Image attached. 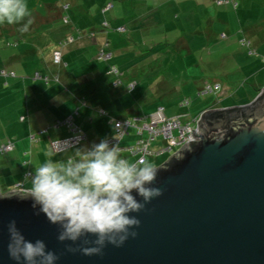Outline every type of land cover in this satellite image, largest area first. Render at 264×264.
<instances>
[{
    "label": "crops",
    "instance_id": "crops-1",
    "mask_svg": "<svg viewBox=\"0 0 264 264\" xmlns=\"http://www.w3.org/2000/svg\"><path fill=\"white\" fill-rule=\"evenodd\" d=\"M31 1L26 0L30 10ZM44 1L48 2L45 6L49 9L32 12L34 23L27 33L18 31L22 25H0V72L14 75H0V145L13 144V150L2 156H8L13 162L7 166L20 178L16 186L23 191L29 188L26 186L31 184L34 169L49 158V143L68 135L64 128H56L57 122L71 117L85 135V141L79 146L52 157L54 161L66 162L76 158L77 148H90L102 139L112 138L113 121L163 109L152 105L149 98L143 101L144 93L171 96L179 108L189 106L181 104L187 96H196L205 82L179 81L184 66L197 65L195 60L188 58L182 67L180 53L186 50L185 54L191 57L192 48L197 45H193L195 41L211 42L218 34L215 23L222 26L223 38L215 46L208 47L204 57L211 59L213 51H223L219 54L225 58V64L235 66L234 70H226L225 76L229 78L237 71L243 76L239 80L245 78L248 84L238 85L241 81L232 84L227 78L225 82L208 83L219 86V91L213 94L217 95L215 104L212 107L201 105L195 109L200 110L197 114L248 106L264 90L261 57L240 63L238 49L235 51L234 47L242 38L250 42L255 53L264 47V36L260 32V29L264 31V16L257 15L264 0H235L237 6L232 10L235 12L217 13L213 17L207 2L214 3V0H118L120 12H114L118 10H114L110 0L68 1L70 10L73 7L81 12H54L51 1ZM106 5H111L110 10L102 12ZM203 7L207 12L200 10ZM204 20L207 21L204 23ZM104 22L109 26L105 31L101 28ZM204 24L207 26L203 27ZM119 28L123 31L117 32ZM106 41L112 59L108 63L98 62L95 56L98 50L105 48ZM158 48L171 49L179 55L150 57L151 50L155 52ZM56 52L61 60L58 65L53 64ZM153 64L155 66L150 67ZM109 66H115L121 73L117 85V79L108 74ZM37 74L48 82L36 80ZM137 77L143 86L140 92ZM132 82H135L134 89L128 92L126 87ZM226 96L232 97L221 102ZM100 111L105 115L101 116ZM163 111L169 118L181 117L173 110ZM124 141L125 144L134 142V133L131 131L120 140V148L128 147L121 146ZM156 142L157 149L160 146L162 149L164 143ZM157 149L152 152L150 148L152 153H158ZM120 154L135 162L127 153ZM158 156L149 161L156 163Z\"/></svg>",
    "mask_w": 264,
    "mask_h": 264
},
{
    "label": "water",
    "instance_id": "water-1",
    "mask_svg": "<svg viewBox=\"0 0 264 264\" xmlns=\"http://www.w3.org/2000/svg\"><path fill=\"white\" fill-rule=\"evenodd\" d=\"M214 112L223 114L209 118ZM197 124L195 141L158 166L163 194L134 214L135 238L102 256L69 253L27 192L14 191L0 195V264H16L10 220L26 239H42L56 264H264V91L248 106L204 112Z\"/></svg>",
    "mask_w": 264,
    "mask_h": 264
},
{
    "label": "clouds",
    "instance_id": "clouds-1",
    "mask_svg": "<svg viewBox=\"0 0 264 264\" xmlns=\"http://www.w3.org/2000/svg\"><path fill=\"white\" fill-rule=\"evenodd\" d=\"M5 23L22 25V34L29 31L34 18L26 0H0V25ZM47 155L26 192L34 214L42 213L56 226V238L69 253L102 256L108 245L122 247L138 235L141 221L134 214L163 194L154 186L159 175L155 162L143 157L130 162L107 139L77 148L76 158L66 162L54 161L53 152ZM7 232V251L16 264H56L59 259L42 239H26L15 220L8 222Z\"/></svg>",
    "mask_w": 264,
    "mask_h": 264
},
{
    "label": "rangeland",
    "instance_id": "rangeland-1",
    "mask_svg": "<svg viewBox=\"0 0 264 264\" xmlns=\"http://www.w3.org/2000/svg\"><path fill=\"white\" fill-rule=\"evenodd\" d=\"M50 1H51L50 3L52 4V6H54L53 7L54 12H81V11H77V8L72 9L73 7L70 10L69 9L70 3L68 2L69 0H50ZM31 2L33 3V6L31 7V12H46L49 9L48 6H45V3H48L47 1L33 0ZM73 2H78V1L73 0ZM114 2H115V0H110V2H109V3H111V5L112 4L114 5L113 6L114 10L115 9L118 10V11H114V10L113 11L114 12H120V6H121L120 3L118 2V0H116L115 4H114ZM260 4L262 7L260 8V12L257 13V15L259 17L264 16V2H262ZM66 5H67V8L64 10V7ZM207 5L211 6V9L209 12H211L212 17L215 16L217 13L221 14L223 12L224 13L225 12H235V11H232L233 7H228L227 5H224V4L215 5V0H214V3H212L211 1H208ZM91 9L93 10V8H91ZM92 10H87L86 12H93ZM108 10H110V8H108V5H106L103 8V11L107 12ZM200 10H202L203 12H207L204 9V7L201 8ZM198 12H200V11H198ZM206 21L207 20H204V23ZM61 25L64 26V23L62 22ZM215 25H216L215 26L216 32L218 34L216 36H214V39L211 42L204 41V40H202L201 42L195 41L193 43V45H195V44H197V45L194 48H192L193 54L191 55V57H189L185 54L186 50H185V52H183L184 50H182L183 53H180V57L182 58V60H179V61H180L182 67H183V64H185V62H188L187 61L188 58L195 60V62L197 64L196 67H193L192 65L190 67L189 66L183 67L184 70L181 73L180 78H179V79H181V80H179L181 83H183L185 80H190L191 82L196 80V81H201V82H205V83L207 82L209 84H212L214 81L225 82L226 81L225 78H227L225 76L226 70H234L235 69L234 68L235 66L233 67L232 65L229 66L228 64H225V61H224L225 58H223V56H221L219 54V53H223V51H213L212 53L214 54V56H212L211 59H206L204 57L205 53H207V51H208V47H210L212 45L215 46L217 43H219V40H221L223 38L222 33L224 32V30L221 29L222 26L220 24H217V23H215ZM262 25L264 28V23H262ZM206 26H207V24H204L203 27H206ZM260 32H261V35L264 36V31L262 29H260ZM227 35H225V36H227ZM245 36L247 37V34ZM218 38H220V39H218ZM236 44L237 45L234 47H235V51L238 49L237 53L239 54V57L241 59V60H239L240 63H245L246 61H251V60H258V56L261 57V59L264 58V47L258 48L259 52H256L257 55L248 56L247 52L245 53V50L242 47H240V43L236 42ZM151 51H152V54L150 57L155 56V58L156 57L166 58L168 54L171 56V58L174 55H179L178 53H176V51L171 50V49L166 50V49L158 48L157 50H155V52H154V50H151ZM201 57L205 58V60L200 61ZM152 66H155V64L151 65L150 67H152ZM242 77H243L242 75H240L237 71H235L227 79H229L230 80L229 82L232 84H234L238 81H241L240 82L241 84H238V83L237 84L238 85H244V84L247 85L248 83L245 80V78L242 80H239ZM136 79H137V81H136L137 85L139 84L138 85V91L140 92V90L143 88V86L140 85L141 81H139V78L137 77ZM262 92H260V94ZM216 96L217 95H213V94L205 95V96H201V97H199L197 95L196 96H194V95L187 96V100L189 99L191 102H189V106L184 107V108H179L180 105H176V102L172 101L175 98H173L171 96L159 97L158 95L156 96V95L148 92V94H146V95L144 93V96L142 99L144 101V100L149 98L148 99L149 101H153L152 105H156V107H157V105L163 107V109H165V111L167 113H168V110L175 111L178 114V116L179 115L181 116V122L183 124H185V123H189L193 118L198 116L197 113L200 110H195L196 108L201 107V105H203L204 107L214 106L215 101H216ZM231 97L232 96L222 97L220 100H221V102L226 101V100L230 99ZM215 106H217V105H215ZM125 142L126 141L122 142L121 146H129V145L134 143V142H132L130 144H125ZM157 146H158V144H157V142H155L150 147L153 149L152 152L156 151ZM160 147H158V149H157L158 151L161 150ZM170 156H171V154H169V153H164V154L159 155L157 157V161H156L157 165L159 166L162 163H164ZM7 157L8 156L0 155V195L15 191L17 189L16 187H18V186H16L17 185L16 183H18V181H20V178L16 174H14L13 169L9 168V166H7V163L13 164V162L9 161V157L8 158ZM26 187H30V186L27 185Z\"/></svg>",
    "mask_w": 264,
    "mask_h": 264
},
{
    "label": "built area",
    "instance_id": "built-area-1",
    "mask_svg": "<svg viewBox=\"0 0 264 264\" xmlns=\"http://www.w3.org/2000/svg\"><path fill=\"white\" fill-rule=\"evenodd\" d=\"M229 1L230 0H219L217 1V4H227ZM109 7L110 6H108V8ZM102 25L103 27H106L107 23H103ZM118 31H122V29L119 28ZM71 41L72 40L69 39V42ZM241 45L246 47L248 50V55H254V51L250 47V43L248 41L242 40ZM97 59L101 61H107L110 59V55L104 54L102 51H100ZM60 62V54L58 52L54 53L53 63L58 65ZM111 73L117 74L113 68L111 69ZM0 75L6 76L4 72H0ZM10 76H13V74H10ZM35 78H38V76L36 75ZM133 87L134 84H130L128 88L131 90ZM218 90V85H205L199 92V95H208L217 92ZM187 105V100H184L181 104V106ZM82 106H84V103H82ZM99 114L101 116L105 115L103 111H100ZM201 114L193 118L189 123L183 124L181 122V117L169 118L164 114L162 108H157L153 113L146 116H134L124 120L113 121L112 124L114 134L112 138L107 140L110 142V144H117L119 147L120 140L132 131L135 135L134 143L126 148L119 147V149L120 152H125L131 157H134L135 162H137L141 157L150 160L151 158L164 153L174 155L179 150H181L189 140L195 141V139L192 137V132L195 134L198 133L197 123L201 118ZM71 120V117H69L61 122H57L56 128H64L68 132V135L62 139L51 141L49 143L51 152L60 154L79 146L85 141V135ZM31 140L35 141L34 137H31ZM157 140H161L164 145L158 153H152L150 150V145ZM12 150L13 145L9 142L0 145V155L7 154ZM16 188L17 189L15 191L26 192L21 190L19 187Z\"/></svg>",
    "mask_w": 264,
    "mask_h": 264
},
{
    "label": "trees",
    "instance_id": "trees-1",
    "mask_svg": "<svg viewBox=\"0 0 264 264\" xmlns=\"http://www.w3.org/2000/svg\"><path fill=\"white\" fill-rule=\"evenodd\" d=\"M217 1H219V0H215V5H222V4H217ZM234 4H235V6H234ZM224 5H231L232 7H233V9H235L236 8V6H237V3H236V1L235 0H230L227 4H224ZM108 6H110L109 8H111V5H108ZM67 8V5L64 7V10ZM102 12H104L103 10H102ZM104 23H106V22H104ZM103 24V23H102ZM101 24V28L105 31V30H107L108 29V24H107V26L106 27H103V25ZM122 29V28H121ZM117 32H122L123 31V29H122V31H118V29L116 30ZM92 36V35H91ZM242 40H246L245 38H242V39H240L239 40V43H240V46L245 50V52H247V55H248V50L246 49V47H244V46H242L241 45V41ZM246 41H248V40H246ZM249 42V41H248ZM250 43V42H249ZM107 47H108V42L106 41L105 42V48H101L100 50H98V52H97V54H96V56H95V59L98 61V62H103V63H108V62H110L111 61V59H112V55H111V53L110 52H108L107 51ZM250 47L252 48V46H251V44H250ZM252 50L254 51V56L256 55V53H255V50L252 48ZM100 51H102L104 54H109L110 55V59L109 60H107V61H101V60H98L97 59V56H98V54H99V52ZM248 56H250V55H248ZM253 56V55H252ZM261 61H262V63L264 64V58H262L261 59ZM54 64V63H53ZM55 65V64H54ZM115 69V71L117 72V74H113V73H111V69ZM5 73V72H4ZM6 74V73H5ZM10 74H12V73H10ZM10 74H6V76H10ZM108 74L109 75H112L113 77H115L117 80H116V85L118 84V83H120L119 82V77L121 76V73L118 71V69L115 67V66H109V69H108ZM14 76V75H13ZM37 76H38V78H35L36 80H42L43 82H45V83H47L48 82V79L47 78H44L43 76H40V75H38L37 74ZM130 84H134L135 85V82H132V83H130ZM130 84H128L127 85V87H126V90L128 91V92H132L133 91V89H134V87H133V89H129L128 87H129V85ZM205 85H209L208 83H204V85L201 87V89L197 92V96H199V97H201L200 95H199V92L202 90V88L205 86ZM219 87V86H218ZM219 91V90H218ZM217 91V92H218ZM217 92H214V93H211V94H215V93H217ZM208 95H210V94H208ZM205 96V95H204ZM188 101V100H187ZM188 104H189V101H188ZM240 110V109H239ZM235 111H237V109L235 110H230V111H226V112H224L225 114H228V113H231V112H235ZM105 113V112H104ZM201 114V113H200ZM223 114V112H217V113H211V114H209L208 116H209V118H215L216 116H220V115H222ZM149 115V114H148ZM199 115V114H198ZM144 116H146V115H144ZM118 121V120H117ZM8 143V142H7ZM9 143H11V142H9ZM6 144V143H5ZM12 144V143H11ZM13 145V144H12ZM13 148H14V146H13Z\"/></svg>",
    "mask_w": 264,
    "mask_h": 264
}]
</instances>
